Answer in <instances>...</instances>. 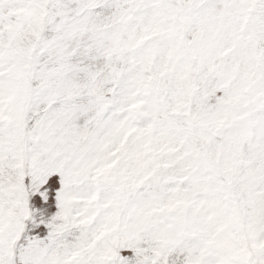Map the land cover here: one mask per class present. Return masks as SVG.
Here are the masks:
<instances>
[{
    "label": "snow or ice",
    "instance_id": "1",
    "mask_svg": "<svg viewBox=\"0 0 264 264\" xmlns=\"http://www.w3.org/2000/svg\"><path fill=\"white\" fill-rule=\"evenodd\" d=\"M0 264H264V0H0Z\"/></svg>",
    "mask_w": 264,
    "mask_h": 264
}]
</instances>
